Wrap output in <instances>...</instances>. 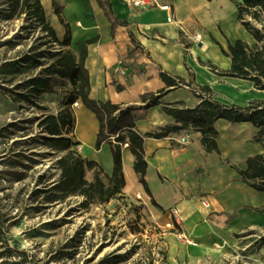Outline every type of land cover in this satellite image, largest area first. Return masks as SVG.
I'll return each instance as SVG.
<instances>
[{
	"label": "crops",
	"instance_id": "1",
	"mask_svg": "<svg viewBox=\"0 0 264 264\" xmlns=\"http://www.w3.org/2000/svg\"><path fill=\"white\" fill-rule=\"evenodd\" d=\"M58 1L62 4L61 15L69 25L73 48L86 38L99 36L88 45L85 61L90 75V96L96 100L139 105L141 93L155 92L165 85L159 71L186 81L190 79V71L192 84L208 85L212 98L223 104L245 106L251 100L264 101V90L254 88L251 81L217 74L206 65L210 61L222 70L230 67L229 57L211 36L224 47L237 38L249 44L254 42L237 20L234 3L229 6L231 0H162L171 4V21H167L169 12L159 8L138 9L123 0H111L115 14L128 22L135 46L124 26H119L114 37L111 36L109 21L96 0ZM57 22L62 33L55 30L62 37L65 29ZM115 83L123 88L117 90ZM201 99L185 85H179L163 95L160 104L135 111L136 130L157 131L173 123V117L161 107L164 103L179 102L194 107ZM75 103L77 117L87 126V132L78 137L94 146L97 119L81 101ZM214 125L219 153L206 151L200 142V132L193 128L160 138L145 137L143 141L147 161L145 180L150 192L146 193L147 198H153L162 208L153 205L151 211L163 215L166 224L175 220L187 238L184 243L189 241L188 252L194 260L219 257L234 247L237 235L264 223V207L254 209L264 203V191L238 180V171L231 167L233 164L244 168L247 156L264 151L262 143L253 141L257 128L249 121L231 122L224 118H218ZM181 137L186 138L185 143H179ZM124 161L131 165V179L124 174L125 182L129 180L141 192L144 189L137 183L133 156L126 159V153L123 155V172Z\"/></svg>",
	"mask_w": 264,
	"mask_h": 264
},
{
	"label": "rangeland",
	"instance_id": "2",
	"mask_svg": "<svg viewBox=\"0 0 264 264\" xmlns=\"http://www.w3.org/2000/svg\"><path fill=\"white\" fill-rule=\"evenodd\" d=\"M7 1L0 0V62L42 41V60L48 63L49 51L57 48H50L40 26L25 20L23 14L6 19ZM41 1L48 20L61 34L50 0ZM230 3L231 7L234 2ZM28 73L39 74L40 67ZM70 89L67 84L57 87L55 93H44L37 98L36 106L23 100L13 102L0 92V210L6 216L0 261L18 258V248L26 250L27 264H264V223L237 235L234 247L222 251L219 257L194 260L188 252L189 241L184 243L187 238L175 220L166 224L163 215L153 214L151 198L144 190L137 191L129 182L131 176L121 194L107 202L86 200L82 195L49 201L53 195L50 188L60 176L57 160L65 150L47 147L49 134L38 121L44 114H56ZM70 109L74 122L66 135L74 143L72 148L96 160L106 181L112 168L110 146L114 141L98 151L87 140L82 142L78 137L81 131L76 130L79 116L74 104ZM125 143L121 144L122 157L126 153L127 159L131 153ZM84 175L91 181L93 170L86 168ZM137 183L140 186L138 177ZM111 252L121 255L108 258Z\"/></svg>",
	"mask_w": 264,
	"mask_h": 264
},
{
	"label": "trees",
	"instance_id": "3",
	"mask_svg": "<svg viewBox=\"0 0 264 264\" xmlns=\"http://www.w3.org/2000/svg\"><path fill=\"white\" fill-rule=\"evenodd\" d=\"M96 1L109 21L111 36L114 37L119 26H124L130 41L135 46V37L128 27V22L115 14L111 0ZM231 1L236 7L237 20L252 36L254 42L249 44L247 41L237 38L233 42L228 41L224 47L211 36L220 51L229 57L230 67L227 70H222L210 61L206 65L217 74L249 80L253 83L254 88L264 90V0ZM50 2L53 13L64 26L65 31L62 37L57 35L55 27L48 20L41 0H8V11L5 14L6 19L23 14L25 20L40 26L44 35L48 37L46 43H50L49 47L57 48L55 52L49 51L50 61L44 63L42 60L45 51L40 49V45L44 42L39 41L37 44H32L26 52L16 57L5 58L0 62V92L13 102L23 100L36 106L38 105L37 98L42 94L55 93L57 87L71 85V89L63 101V107L56 114H44L38 121V126L49 134L45 140L47 147L65 150V154L57 160L60 176L50 188L53 195L49 201L64 200L71 195H82L86 200L102 203L121 194L122 188L126 184L121 148V144L125 142L133 156V170L137 173L139 181L148 195L150 192L145 180L147 161L143 149L145 137L160 138L170 132L193 128L200 132V142L206 151L214 150L219 153L216 143L218 132L214 123L218 118H224L231 122H251L257 128L253 141L264 145V101L251 100L245 106L223 104L212 98L211 88L208 85L199 86L209 96H202L201 101L194 107H187L179 102L162 104L163 111L173 117V123L167 124L157 131L138 132L135 127L137 118L135 111L160 104V98L179 85L192 84V73L189 71L190 79L186 81L180 76H171L166 72L159 71V78L165 85L155 92L141 93L139 95L141 104L139 105H122L110 100H96L90 96V75L85 61L88 45L96 42L99 36L86 38L73 48L69 25L61 15L62 4L58 0H50ZM42 38L43 36L39 37V40ZM38 67H40L39 74L28 73ZM17 76L21 77L17 79ZM115 84L117 90L123 88L120 84ZM78 100L93 112L97 119L98 129L94 148L99 149L102 143L111 144L114 141L110 146L112 168L106 175V181L102 178L101 165L96 160L85 158L76 152L72 148L74 143L71 137L66 135L73 128L74 122L70 107ZM41 107L39 106V108ZM244 165V168H238L231 164V167L239 173L238 180L256 190L264 191V151L247 156ZM86 168L93 170L91 181L85 178ZM151 202L157 206L153 198H151ZM157 207L162 209L160 206ZM262 207H264V203L254 209ZM5 221L6 216L0 210V237L5 235L3 227ZM15 251L19 254L18 258L2 259L0 264H27L26 250L15 248ZM3 253L4 251L0 252V255ZM120 255L111 252L108 258H119Z\"/></svg>",
	"mask_w": 264,
	"mask_h": 264
},
{
	"label": "built area",
	"instance_id": "4",
	"mask_svg": "<svg viewBox=\"0 0 264 264\" xmlns=\"http://www.w3.org/2000/svg\"><path fill=\"white\" fill-rule=\"evenodd\" d=\"M124 3H126L129 6H132L134 8L138 9H146V8H159L160 10H164L166 12H169V15L167 16V21H171V4L169 2H163L162 0H123ZM188 89H190L193 93L200 95V96H209V94L202 91L198 86L195 84H189L185 85ZM186 138L181 137L179 140V143H185ZM126 144V143H125ZM171 211L173 213L176 212L175 208H172Z\"/></svg>",
	"mask_w": 264,
	"mask_h": 264
},
{
	"label": "bare ground",
	"instance_id": "5",
	"mask_svg": "<svg viewBox=\"0 0 264 264\" xmlns=\"http://www.w3.org/2000/svg\"><path fill=\"white\" fill-rule=\"evenodd\" d=\"M74 106L75 107H77V104L76 103H74ZM76 130L77 131H81V133H86L87 132V126L85 125V124H81V122H80V116L78 117V120L76 119ZM83 146H84V143H83ZM97 151L99 150V149H96ZM130 165V162L128 161V163H127V161H124V174L126 175V178L128 179L129 177V169L131 168V165Z\"/></svg>",
	"mask_w": 264,
	"mask_h": 264
}]
</instances>
